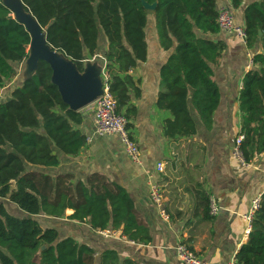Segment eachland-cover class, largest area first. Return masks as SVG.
Listing matches in <instances>:
<instances>
[{
    "label": "trees",
    "instance_id": "trees-1",
    "mask_svg": "<svg viewBox=\"0 0 264 264\" xmlns=\"http://www.w3.org/2000/svg\"><path fill=\"white\" fill-rule=\"evenodd\" d=\"M220 0H21L42 28L47 44L71 60L78 71L100 49L105 36L108 85L118 110L135 117L131 92L138 97L140 79L131 72L148 54V32L154 26L160 47L171 51L160 69L156 105L170 117L165 135L178 140L198 132V122L211 129L221 101L215 80L227 45L215 36L223 32L217 15ZM246 0H231L239 9ZM147 4H156L148 9ZM246 44L259 42L239 93L243 135L241 150L252 162L264 155V0L244 9ZM30 32L0 0V88L19 78L29 57ZM53 69L39 60L34 72L10 88L0 100V198L26 215L15 216L0 204V264H139L112 248L99 253L74 237L61 238L56 227L37 216L60 218L68 208L71 219L93 230L112 228L135 243L152 241L149 227L128 191L106 175L94 173L75 181L70 173L55 176L32 167H57L59 154L76 156L87 144L79 125L83 115L72 110L52 81ZM206 212L210 211L211 197ZM204 211V209H202ZM44 247V248H43ZM99 254V255H98ZM234 264H264V195L248 240Z\"/></svg>",
    "mask_w": 264,
    "mask_h": 264
},
{
    "label": "crops",
    "instance_id": "crops-1",
    "mask_svg": "<svg viewBox=\"0 0 264 264\" xmlns=\"http://www.w3.org/2000/svg\"><path fill=\"white\" fill-rule=\"evenodd\" d=\"M252 1L255 0H246L239 9L233 8L238 24L244 25V9ZM219 2L232 6L231 0ZM147 38V59L139 62L131 72L140 79V91L138 97L131 92L135 117L130 119V130L141 149L143 166L129 159L117 135H95L94 104L91 103L78 110L83 115L79 128L87 136V144L79 154L60 153L57 167L32 168L53 176L70 173L75 181H84L94 173L106 175L128 191L149 227L152 241L135 243L120 236L118 230H114L117 231L115 236H103L98 232L100 229L93 230L89 223L71 219L74 211L70 208L60 218L44 216L49 222L45 226L56 227L61 238L72 236L79 243L93 246L99 253L112 248L122 257L132 258L139 264H182L176 251L180 242L212 264L234 263L249 236L244 214L264 187V155L252 161L250 166L242 165L233 155L234 142L241 130L239 93L246 72L254 66L252 56L262 50L261 46L258 42L248 48L230 33L220 32L215 36L227 47L215 67L221 101L214 114L213 126L208 130L198 122L197 134L175 140L165 135L164 121L170 114L156 105L160 69L171 51L160 47L154 26ZM106 49V38L101 35L98 53L87 60L102 80L109 78ZM28 75L30 73L25 77ZM19 79L6 85L12 88L20 82ZM160 162L163 169L158 171ZM151 172L164 188V208L168 218L150 200L148 175ZM202 191L209 194L211 202H216V213L211 212V204L210 211L206 212L209 200L202 199ZM5 202L6 199L0 198V204Z\"/></svg>",
    "mask_w": 264,
    "mask_h": 264
},
{
    "label": "built area",
    "instance_id": "built-area-1",
    "mask_svg": "<svg viewBox=\"0 0 264 264\" xmlns=\"http://www.w3.org/2000/svg\"><path fill=\"white\" fill-rule=\"evenodd\" d=\"M217 23L220 29L225 33L234 34L241 41L246 43L247 33L244 25L236 22L233 6L228 4H221L218 9ZM109 78L103 79V91L95 99L94 104V133L98 136L117 135L124 146L125 152L129 159L138 166H143V157L141 149L136 141L132 131L128 128V119L124 113L120 112L117 107L116 99L110 91L108 85ZM243 135L236 137L233 146V155L244 166H250L252 162H248L241 150V142ZM163 169V163L157 164V170ZM264 171V169H263ZM149 197L153 204L159 207L162 215L168 218V214L164 208V189L157 180L155 173L148 175ZM264 195L263 191L257 195L251 204L250 210L244 214V219L247 222L246 233L249 234L252 229V221L256 211L259 209ZM216 202H211V212L216 213ZM101 235L111 237L117 235V231L100 229L98 231ZM177 256L182 264H212L211 262L202 258L186 243L180 242L176 247ZM229 264H234L233 262Z\"/></svg>",
    "mask_w": 264,
    "mask_h": 264
},
{
    "label": "water",
    "instance_id": "water-1",
    "mask_svg": "<svg viewBox=\"0 0 264 264\" xmlns=\"http://www.w3.org/2000/svg\"><path fill=\"white\" fill-rule=\"evenodd\" d=\"M14 13L16 7L12 0H3ZM16 2V1H15ZM17 5L26 15L24 18L15 16L24 23L31 35L30 50L28 57L29 73L34 72L39 60L47 61L53 69L52 81L58 86L62 99L72 110H79L95 101L103 91V80L99 77V72L92 65H86L83 73L79 72L75 64L53 50L46 42L45 34L36 19L25 11L21 0H17ZM146 8L154 9L156 4L145 3ZM65 59L68 63L63 60ZM29 76V75H28ZM44 248V247H43Z\"/></svg>",
    "mask_w": 264,
    "mask_h": 264
},
{
    "label": "rangeland",
    "instance_id": "rangeland-1",
    "mask_svg": "<svg viewBox=\"0 0 264 264\" xmlns=\"http://www.w3.org/2000/svg\"><path fill=\"white\" fill-rule=\"evenodd\" d=\"M16 1V2H15ZM12 4L16 7V11L14 10V15L17 16L19 15V17L21 18H24L26 15L24 14V12L22 11V9L19 7V5H17V0H12ZM29 50V53H31V50H30V47L28 48ZM29 63H28V60H26L24 62V64H22L21 66H18L19 67V77L20 78H23L25 77L26 74L29 73L28 69H29ZM7 86V85H6ZM10 88L7 86L6 88H0V100H3L5 99L7 96H8V92H9ZM164 189V188H163ZM165 195V194H164ZM165 198V196H164ZM4 206L8 209L9 212H11L12 214H14L15 216H25L26 214L21 210L19 209L15 204H13L12 202H10L9 200H7V202H5ZM37 219L43 224V225H46L48 224V220L42 216V215H39L37 217Z\"/></svg>",
    "mask_w": 264,
    "mask_h": 264
},
{
    "label": "bare ground",
    "instance_id": "bare-ground-1",
    "mask_svg": "<svg viewBox=\"0 0 264 264\" xmlns=\"http://www.w3.org/2000/svg\"><path fill=\"white\" fill-rule=\"evenodd\" d=\"M61 59H63V58H61ZM63 60H65V59H63ZM66 61V60H65ZM67 63H68V61H66Z\"/></svg>",
    "mask_w": 264,
    "mask_h": 264
}]
</instances>
